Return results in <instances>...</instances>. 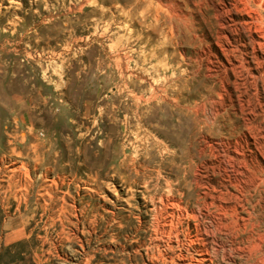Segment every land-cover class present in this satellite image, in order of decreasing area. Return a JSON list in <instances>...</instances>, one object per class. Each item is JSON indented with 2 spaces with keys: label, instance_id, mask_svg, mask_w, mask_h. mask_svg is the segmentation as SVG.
Listing matches in <instances>:
<instances>
[{
  "label": "rangeland",
  "instance_id": "374dc122",
  "mask_svg": "<svg viewBox=\"0 0 264 264\" xmlns=\"http://www.w3.org/2000/svg\"><path fill=\"white\" fill-rule=\"evenodd\" d=\"M194 1L195 6L185 7L188 20L198 21L196 36L206 34L212 41L214 11ZM242 4L225 0L232 10L229 16L244 12ZM147 27L140 10L122 1L0 0V264H190L195 256L196 246L186 240L185 224L180 241L173 242V255L166 251L157 260L146 255L149 249L157 256L165 243L159 249L150 245L151 206L140 181L144 172L137 177L122 168L123 161L137 145L142 148L141 161L152 163L147 172L153 180L158 166L171 165L159 176L161 186L167 174L179 180L184 171L171 163L174 149L169 142L146 127L136 126L148 143L132 144L134 128L125 129L133 104L131 92L148 91L153 79L167 78L163 110L172 108L169 98L178 90L187 98L186 105L198 104L199 120L194 125L198 139L204 135L211 141L234 140L242 132V122L229 114L237 127L231 136L225 130L231 120L221 111L215 124L208 122L205 127L202 115L212 109L207 105L205 112L201 105L211 94L210 80L201 78L193 88L179 50L172 45L162 53L160 31L152 35ZM229 27L236 41L244 43L243 49L250 50L249 36L256 38L254 26L229 22ZM192 35L179 46H185L187 53L198 46ZM169 54L175 61L168 62ZM120 62L127 71L120 72ZM172 73L180 76L178 83ZM132 81L139 88H131ZM233 97L236 107L248 114L255 98L247 103L239 93ZM227 101L225 97L221 102L228 111ZM159 104L142 103L141 112H153ZM102 145L109 159L99 170L105 156ZM165 145L170 148L162 154L159 148ZM196 165L204 168L202 182L210 179L216 184L220 179L214 158L195 153ZM196 192L193 189L188 197L183 190L190 207ZM205 223L213 227L215 222L207 218Z\"/></svg>",
  "mask_w": 264,
  "mask_h": 264
},
{
  "label": "bare ground",
  "instance_id": "6f19581e",
  "mask_svg": "<svg viewBox=\"0 0 264 264\" xmlns=\"http://www.w3.org/2000/svg\"><path fill=\"white\" fill-rule=\"evenodd\" d=\"M116 1L127 2L133 9H139L152 35L160 31L159 35L163 38L162 53L172 45L179 50L178 54L183 65L188 68L187 74L192 80L193 88L198 86L201 78L210 80L211 94L207 96L208 100L201 105L204 111L207 105L212 109L209 114L202 115L204 119L201 122H204L205 127L208 126V122L215 124L216 117L221 114V111L226 112L228 117L232 113L234 118H239L242 122V132L234 140L225 141L221 138L211 141L204 135H200L198 139L194 132L195 122L199 120L196 110L199 108L198 104L193 105V108L186 105L187 98L178 90L174 96L169 98L171 100L169 105L172 108L163 110L162 104L168 99L169 81L167 78L161 82L158 79L150 80L152 84L148 91L139 94L131 92L130 97L133 104L125 129L134 128L133 134L136 140L132 144L137 141H142L143 144L148 143V137L140 136L141 133L138 132L140 127H146L169 142L174 149L169 155L171 163H177L178 166L175 165L177 171L180 165L184 171V175L179 180H173L171 175L167 174L161 186L159 176L162 170H166L171 165L158 166L157 175L153 180L151 174L147 172L152 163L141 161V146L135 145L134 154L129 158L125 156V160H122V168L133 172L137 177L142 171L144 172L140 176V181L144 190L148 192L147 199L151 206L150 245L159 249L161 244L165 243V250L163 252L159 250L160 253L157 256L149 249L146 250V255L153 260L163 258L166 251L173 255V242L180 239L179 233L185 224L186 238H188L186 240L190 246H196L195 256H191L190 264H264V101L260 100L261 91L264 93V15L262 14L264 13V0H238L246 8L244 12L233 11L234 16H229L232 10H228L225 0H196L202 5L206 3L207 8H212L214 11L212 18L215 22L211 24L209 30L212 41L206 34L196 36L194 30L196 21L190 23L188 20L189 15L185 7L189 4L195 6L193 0ZM213 1H217L219 5L215 6ZM229 22H243V24L249 23L254 26L256 38L249 36L250 50L243 49L244 43L240 44L238 40L236 41L237 37L233 35ZM191 34L194 40H197L198 46L194 52L187 53V50H184L185 46L182 48L181 45L182 49L179 46L185 41V37ZM173 58L174 54L168 56V62L174 60ZM119 69L121 73L127 71L121 62ZM171 69L174 72V68ZM166 73L167 71L163 75L165 76ZM128 74L134 77L132 73L128 72ZM179 77L173 78L175 82L178 83ZM129 86L134 89L139 88L133 81ZM233 93L242 95L247 103L255 98L254 105L248 109V114L243 108L236 107ZM225 97L229 103H227L228 111L226 105L221 102L225 100ZM153 101H159L157 108H152L153 112L150 110L142 113L141 104L144 103L147 106ZM223 102L226 103V101ZM230 122L231 126L225 130L234 136L237 127L234 126L233 120ZM106 145L100 148L105 156L99 164V170L104 168L109 159ZM169 148L165 145L159 149L162 154H165ZM195 153L201 157L214 158L218 161V172L216 173L220 175V179L216 181V184H213L210 179L205 180L206 182L201 181L203 178L200 179L202 177L200 171L204 168L198 165L193 167ZM145 155L148 156L149 153ZM190 177L191 180H189ZM150 187L152 190L149 189ZM190 187H192L191 190ZM193 189L197 192L195 203L190 207L184 201L183 190L187 192L188 197H191ZM207 218L215 222L213 227L205 223ZM172 255L169 259H173Z\"/></svg>",
  "mask_w": 264,
  "mask_h": 264
}]
</instances>
